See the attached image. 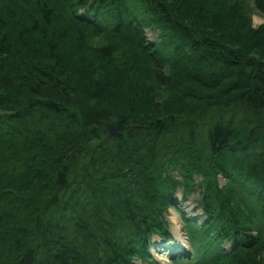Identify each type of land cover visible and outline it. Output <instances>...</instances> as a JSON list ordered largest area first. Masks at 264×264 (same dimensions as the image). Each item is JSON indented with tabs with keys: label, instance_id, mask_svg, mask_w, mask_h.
Here are the masks:
<instances>
[{
	"label": "trees",
	"instance_id": "obj_1",
	"mask_svg": "<svg viewBox=\"0 0 264 264\" xmlns=\"http://www.w3.org/2000/svg\"><path fill=\"white\" fill-rule=\"evenodd\" d=\"M201 1L0 0V264L147 260L178 191L203 218L175 264H264V38L239 3L205 34ZM190 83L216 94L145 119L153 84ZM148 123L141 178L127 129Z\"/></svg>",
	"mask_w": 264,
	"mask_h": 264
},
{
	"label": "rangeland",
	"instance_id": "obj_2",
	"mask_svg": "<svg viewBox=\"0 0 264 264\" xmlns=\"http://www.w3.org/2000/svg\"><path fill=\"white\" fill-rule=\"evenodd\" d=\"M200 3L203 7V13L200 16L201 22H199V24L202 27L203 29L202 31L205 34L206 32L212 33V31L214 30L212 29L211 25L213 24L212 23L213 17L215 15L218 16L220 15L221 12L227 10L233 4L239 3L245 7L244 8L245 19L247 22L246 26H248V28L251 29L252 31L258 32L259 33L258 36H260L261 39L264 38V17L258 14L253 9L252 0H202ZM212 35L215 37L218 34H212ZM151 37L153 40L154 35H151ZM85 38L87 39V44L90 46H94V47L102 46L106 43L105 37L103 36H99V37L85 36ZM150 92H151L152 100H151V104L149 105V107H151L150 109L152 110V112L148 114L145 117V119H153L155 115L152 113H156L157 111H158L157 115L158 113H165L164 110L169 109V106L172 105V103L173 104L175 103L177 105L180 104L184 106H196V105L201 106L202 104H207L206 102H203V101H205L207 97H210L211 95L216 94L215 92L208 91L192 83L185 84L183 87L180 88V91H175V92L165 87H159V86L157 87L155 84H153ZM198 96L199 98H197ZM232 108L230 107L228 111L232 110ZM235 110L238 111V109H235ZM252 116L256 117L258 116V114L256 113ZM165 117L167 119H171L172 121L184 120V119H181V118H184L183 116L182 117H177L173 115L167 116L166 113H165ZM178 118L181 120H178ZM127 130H129V132L127 131V135L128 133L130 134L126 142L127 149H128L127 152L129 153L130 156H132L131 158L132 163H133L132 165H134V167L136 166L135 168L138 169L136 172L137 175L140 176L141 178L142 177L145 178L146 173L143 172L142 168L140 167L138 168L137 165H139L140 161L144 162V163H141L143 164V166L148 165V163L150 162L149 158H150V154H153L154 143L156 140V132L153 130L152 126L149 125V123L148 125H145L144 127H139V126L136 127L135 125H129ZM146 140H148L149 143L145 142ZM146 156L148 158H146ZM218 181H219L218 182L219 186L223 188L225 180L222 177H220L218 178ZM176 198L182 199L181 191L176 194ZM196 198H198L196 195L190 196L186 200L187 202L180 205V209L184 211V214L190 215L193 212L194 207H195L194 204H195ZM164 215L166 216V221L168 225L170 223V231H172V227L174 225V222H172L174 215L178 218V222L180 223V226H181L180 231H181L183 239H185V230L182 228L183 222L180 219V215L177 209L175 207H170L168 208L167 211H165ZM170 234H171L169 237L170 240L166 243L167 245L172 244L171 245L172 249L170 250V252L175 254L176 252L180 251V246L179 244L175 243L173 240V237H172V235L174 236L173 231ZM171 246H169V248ZM185 247H187V250H188L187 242L184 245V248ZM154 252H152V254H154ZM134 264H145V263L144 261L140 260V261H135ZM153 264H161V263L159 261H154ZM171 264H175V263L171 262Z\"/></svg>",
	"mask_w": 264,
	"mask_h": 264
},
{
	"label": "bare ground",
	"instance_id": "obj_3",
	"mask_svg": "<svg viewBox=\"0 0 264 264\" xmlns=\"http://www.w3.org/2000/svg\"><path fill=\"white\" fill-rule=\"evenodd\" d=\"M172 207H175L176 209L179 210L180 205H175L173 203ZM193 219H195V218H193ZM172 222H174V225L172 227V231H173V234H174V237H173L174 242L179 244L180 250H183L184 249V245H185V240L182 237V234H181V231H180L181 230V226H180V223L178 222V218L175 215H174V217L172 219ZM153 256H154V258L156 260L160 261L162 264H170V262L163 255H159V254L154 253ZM131 264H133V262Z\"/></svg>",
	"mask_w": 264,
	"mask_h": 264
},
{
	"label": "water",
	"instance_id": "obj_4",
	"mask_svg": "<svg viewBox=\"0 0 264 264\" xmlns=\"http://www.w3.org/2000/svg\"><path fill=\"white\" fill-rule=\"evenodd\" d=\"M115 131L116 130V127L115 126H111V128H110V132H112V131Z\"/></svg>",
	"mask_w": 264,
	"mask_h": 264
}]
</instances>
